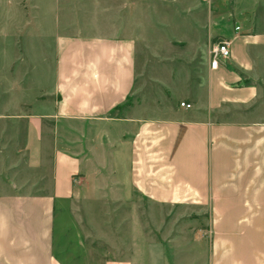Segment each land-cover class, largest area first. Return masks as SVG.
<instances>
[{
    "label": "crops",
    "instance_id": "1",
    "mask_svg": "<svg viewBox=\"0 0 264 264\" xmlns=\"http://www.w3.org/2000/svg\"><path fill=\"white\" fill-rule=\"evenodd\" d=\"M222 5L118 0L113 32L61 39L50 105L35 99L15 118L2 105L0 121L18 126L0 129V264H169L140 224V198L208 218L207 260L195 264H264V112L251 118L264 23L231 4L235 33ZM180 22L190 38L169 30ZM214 37L231 57L211 70ZM163 58L173 71L159 70ZM142 59L169 95L147 119L123 114Z\"/></svg>",
    "mask_w": 264,
    "mask_h": 264
},
{
    "label": "rangeland",
    "instance_id": "2",
    "mask_svg": "<svg viewBox=\"0 0 264 264\" xmlns=\"http://www.w3.org/2000/svg\"><path fill=\"white\" fill-rule=\"evenodd\" d=\"M219 3L223 4V7L218 10V17L227 19L233 30L236 26H241L244 31V25L237 23L229 8L231 4L240 10L253 9L255 19L264 23V0H219ZM117 5L118 0H0V114H5L2 111L3 104L9 108L5 115L12 118L35 99H45L50 105L53 72L61 39L80 32H111L120 12ZM162 11L157 12L164 13ZM136 12L141 14L139 10ZM139 17L144 18L141 15ZM188 21L191 22L192 19L189 18ZM169 30L181 38L192 36L190 27L183 22L170 27ZM200 36L203 38V34ZM167 39V43L176 44L171 37ZM220 40V37L211 38V45ZM172 51L180 56L188 54V50ZM168 61L166 58L159 60V70L169 68L173 71L174 68ZM168 63L171 66H167ZM256 64L261 98L251 110V118H257L264 112V66L258 61ZM148 66L150 65L145 61L143 63V59L140 60L136 91L124 107V116L133 112L141 119H147L153 109H156V113H163L164 106L161 103H164L169 95L162 86L149 83ZM24 90L26 93L23 96L21 93ZM172 105L180 107V101H173ZM156 118H160V115ZM17 126L16 122L0 121L2 130H14ZM139 200L142 213L140 224L151 227L154 231L156 246L160 247L156 253L161 259H165L169 264H189L191 259L190 264H195V258L207 260L210 237L207 217L199 216L190 205L165 208L151 205L141 198ZM80 204L82 207L84 203ZM150 212L155 213V217L146 215ZM111 221L115 219H109V223ZM115 237L114 234L110 235L112 240ZM138 242L140 244L141 240Z\"/></svg>",
    "mask_w": 264,
    "mask_h": 264
},
{
    "label": "built area",
    "instance_id": "3",
    "mask_svg": "<svg viewBox=\"0 0 264 264\" xmlns=\"http://www.w3.org/2000/svg\"><path fill=\"white\" fill-rule=\"evenodd\" d=\"M240 27L234 28L235 32H239ZM231 57V44L227 40H220L210 46L209 49V67L211 70L217 69L220 63H226ZM180 107L189 109L191 106L187 103H180Z\"/></svg>",
    "mask_w": 264,
    "mask_h": 264
}]
</instances>
